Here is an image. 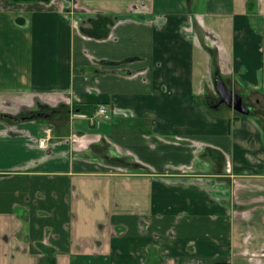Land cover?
Segmentation results:
<instances>
[{
  "label": "crops",
  "instance_id": "1",
  "mask_svg": "<svg viewBox=\"0 0 264 264\" xmlns=\"http://www.w3.org/2000/svg\"><path fill=\"white\" fill-rule=\"evenodd\" d=\"M262 108L264 0H0V264H264Z\"/></svg>",
  "mask_w": 264,
  "mask_h": 264
},
{
  "label": "water",
  "instance_id": "2",
  "mask_svg": "<svg viewBox=\"0 0 264 264\" xmlns=\"http://www.w3.org/2000/svg\"><path fill=\"white\" fill-rule=\"evenodd\" d=\"M213 85L215 95L208 96L206 99V103L210 108L216 109L222 104H225L239 114L250 113V109L244 105L242 97L225 84L218 71L214 73ZM2 116L12 118L4 114H2Z\"/></svg>",
  "mask_w": 264,
  "mask_h": 264
},
{
  "label": "built area",
  "instance_id": "3",
  "mask_svg": "<svg viewBox=\"0 0 264 264\" xmlns=\"http://www.w3.org/2000/svg\"><path fill=\"white\" fill-rule=\"evenodd\" d=\"M96 115L101 117L102 119L106 120L109 118V114L107 113V109L105 105L99 104L97 109H96ZM50 127L44 128V135L38 139V145L39 146H45L47 144V141L49 139L50 135Z\"/></svg>",
  "mask_w": 264,
  "mask_h": 264
},
{
  "label": "rangeland",
  "instance_id": "4",
  "mask_svg": "<svg viewBox=\"0 0 264 264\" xmlns=\"http://www.w3.org/2000/svg\"><path fill=\"white\" fill-rule=\"evenodd\" d=\"M221 109L222 110H228V111H232V110H230L225 104H222L221 105ZM259 110H261V112L263 113V115H264V108H262V109H259ZM260 122H261V120H260Z\"/></svg>",
  "mask_w": 264,
  "mask_h": 264
},
{
  "label": "trees",
  "instance_id": "5",
  "mask_svg": "<svg viewBox=\"0 0 264 264\" xmlns=\"http://www.w3.org/2000/svg\"><path fill=\"white\" fill-rule=\"evenodd\" d=\"M0 117H3L2 114H0ZM11 119H14V118H11Z\"/></svg>",
  "mask_w": 264,
  "mask_h": 264
}]
</instances>
